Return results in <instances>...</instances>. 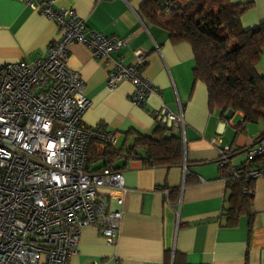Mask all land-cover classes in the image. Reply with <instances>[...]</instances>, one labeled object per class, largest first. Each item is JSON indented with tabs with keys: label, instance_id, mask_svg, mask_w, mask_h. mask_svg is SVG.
<instances>
[{
	"label": "crops",
	"instance_id": "crops-1",
	"mask_svg": "<svg viewBox=\"0 0 264 264\" xmlns=\"http://www.w3.org/2000/svg\"><path fill=\"white\" fill-rule=\"evenodd\" d=\"M228 1L249 4L239 20L243 29L264 22V0ZM141 2L56 0L58 6L74 9L89 29L129 40L123 49L100 60L84 45L72 44L67 64L84 80L89 104L83 122L115 132L114 151H126L134 133L149 135L155 130L154 109L165 105L178 113L179 104L184 121L182 162L148 166L121 153L112 165L121 170L126 188L115 243L107 245L97 226H86L67 264H165L169 253L176 264H264L263 182H252L251 222L242 214L228 226L223 216L228 191L216 163L217 144L230 147V166L252 163L246 149L264 133V126L250 129L254 123H244L241 112L221 113L209 107L205 84L193 78L189 43L172 41L167 30L141 18L137 12ZM56 36L55 24L37 11L17 0H0V65L34 59ZM136 51L145 55L139 72L158 89L143 106L131 102L129 82L111 90L105 87L114 61L133 63ZM255 70L264 77V48ZM109 209L119 207L111 202Z\"/></svg>",
	"mask_w": 264,
	"mask_h": 264
},
{
	"label": "built area",
	"instance_id": "built-area-1",
	"mask_svg": "<svg viewBox=\"0 0 264 264\" xmlns=\"http://www.w3.org/2000/svg\"><path fill=\"white\" fill-rule=\"evenodd\" d=\"M17 1L52 21L57 36L34 59L0 65V264H67L86 226H97L107 245L115 243L126 193L120 169L87 165L88 147L97 153L114 149L116 133L83 122L89 101L84 80L67 64L68 47L82 44L100 60L129 40L89 29L74 9L56 0ZM163 5L165 11L174 8L171 0ZM144 61L141 51L130 64L118 58L105 87L127 81L131 102L143 106L149 95H158L138 70ZM178 106L175 113L161 105L151 116L157 127L182 137ZM216 147L219 169H228L234 179H261L264 185V133L246 149L249 164L230 166V147ZM111 202L119 209L110 210Z\"/></svg>",
	"mask_w": 264,
	"mask_h": 264
},
{
	"label": "trees",
	"instance_id": "trees-1",
	"mask_svg": "<svg viewBox=\"0 0 264 264\" xmlns=\"http://www.w3.org/2000/svg\"><path fill=\"white\" fill-rule=\"evenodd\" d=\"M163 1L142 0L138 15L167 30L172 41L189 43L194 60L193 78L205 84L209 107L221 113L239 111L244 123L262 120L264 125V77L255 70L264 48V22L249 29L241 27L239 20L249 8L248 3L213 0L216 6L213 11L187 13L178 0H171L174 8L165 11ZM123 152L127 154L125 158L136 157L144 165L169 167L181 164L183 144L179 135L156 126L149 135L134 133L133 143L126 151L106 147L97 153L90 145L87 165L99 162L94 170L111 167ZM222 173L228 191L227 205L223 208L225 224L235 225L242 214L251 222L252 193L244 194V190L252 192L253 181L244 177L234 179L228 175V169ZM165 255V264H176L170 253Z\"/></svg>",
	"mask_w": 264,
	"mask_h": 264
},
{
	"label": "rangeland",
	"instance_id": "rangeland-1",
	"mask_svg": "<svg viewBox=\"0 0 264 264\" xmlns=\"http://www.w3.org/2000/svg\"><path fill=\"white\" fill-rule=\"evenodd\" d=\"M178 3L183 7L184 11L187 13L190 12H198L202 10L213 11L215 9V4L213 0H178ZM220 35H224V31L219 32ZM262 120L251 124L249 126L250 129H261L263 127Z\"/></svg>",
	"mask_w": 264,
	"mask_h": 264
},
{
	"label": "water",
	"instance_id": "water-1",
	"mask_svg": "<svg viewBox=\"0 0 264 264\" xmlns=\"http://www.w3.org/2000/svg\"><path fill=\"white\" fill-rule=\"evenodd\" d=\"M227 112H231V111H227Z\"/></svg>",
	"mask_w": 264,
	"mask_h": 264
}]
</instances>
